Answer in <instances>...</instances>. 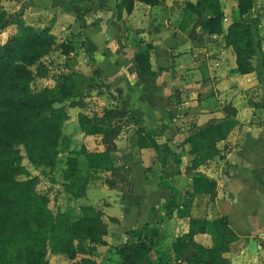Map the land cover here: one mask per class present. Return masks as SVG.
<instances>
[{
    "label": "crops",
    "instance_id": "0c3cea01",
    "mask_svg": "<svg viewBox=\"0 0 264 264\" xmlns=\"http://www.w3.org/2000/svg\"><path fill=\"white\" fill-rule=\"evenodd\" d=\"M81 1L28 0L26 20L50 14L54 5L78 14ZM119 1L84 0V10L92 9L86 21L87 49L116 98L114 105L142 119L161 148L131 152L127 143L124 151L128 134L122 131L114 142L117 165L106 163L89 175L84 203L101 209L108 224L107 244L96 245L94 258L112 264L115 246L127 240L126 232L146 224L158 227L160 235L154 246L158 254L142 264H156L166 251L185 258L191 253L188 236L214 245L212 222L225 217L237 235L226 253L231 264H264V0H254L246 15L261 47L253 60L255 70L246 74L238 70L236 54L225 42L229 25L241 18L238 0H220L224 32L213 36L204 33V17L185 19L187 2L197 0L137 1L132 13L116 18ZM148 43L156 76H143L136 61ZM216 123L226 132L217 144L220 154L206 159L205 152L190 153L184 144L188 137ZM98 135L84 133V140ZM102 145L90 141L87 149L103 152ZM112 169L126 171L127 181L119 182ZM108 180L118 186L110 187ZM172 193L175 206L168 215ZM117 229L122 233L115 238ZM170 258L165 255L160 262L187 264ZM49 264L72 261L52 254Z\"/></svg>",
    "mask_w": 264,
    "mask_h": 264
},
{
    "label": "trees",
    "instance_id": "16d2710c",
    "mask_svg": "<svg viewBox=\"0 0 264 264\" xmlns=\"http://www.w3.org/2000/svg\"><path fill=\"white\" fill-rule=\"evenodd\" d=\"M137 1L152 5L159 3L158 0H121L116 5V18H121L124 11L132 13ZM254 3V0H238L241 18L229 25L225 35L226 45L233 48L238 70L242 74L255 70L253 60L257 50L261 48L253 38V25L246 17ZM14 4V0H0V14ZM90 12L92 9L89 8L81 12L84 13V22L86 14ZM192 15L205 18L202 26L206 35H221L224 32L220 0L187 2L185 19ZM97 23L94 21L92 24ZM15 24V33L8 42L0 44V264H49L52 254L63 255L72 264H98L90 257L76 259L78 252L85 249L86 242L93 244L90 250L96 245L107 244L105 236L108 234V225L103 219L104 212L96 206L84 204L78 215L65 211L54 213L49 207V197L36 189L40 182L39 176L18 178L26 172L23 164L26 157L20 146L37 150L41 154L39 160L43 166L50 169L57 165L59 153L66 151L68 155L60 183L65 192L76 200L86 196L91 172L86 168L87 172L83 173L79 155L84 154V158L90 164L95 163L96 168L105 167L106 163L117 165V155L113 154L114 151L117 152L114 142L121 133L118 118L122 114L132 117V123L137 127L134 141L137 148L159 150L161 147L156 135L148 130L142 119L115 106L106 112L104 119L118 123L109 131L104 129L106 121L96 123L87 115H79L84 133H105V136L111 138L113 149L107 148L98 153H91L86 149L69 151L70 138L64 135L63 129L69 118L67 102L78 95L80 75L75 72L63 75L56 87H43L33 91L32 84L36 83L37 78L48 75L49 70L42 58L55 43L56 35L51 28L28 25L23 18L16 19ZM89 25L86 22L85 26ZM86 43L83 41V46L89 53ZM152 48L153 45L148 43L136 54L143 76L157 74L150 58ZM71 50L74 47L68 45L66 52ZM92 61L96 63L93 57ZM96 70L98 74L101 73L97 65ZM225 137L222 124H209L188 137L184 144L190 145V153L205 152L206 159H213L220 154L217 144ZM177 160L175 157V161ZM112 170L119 182L127 181L126 171ZM115 182L108 180L112 188L118 186ZM171 199L173 200L167 205L168 215L173 213L175 194H171ZM212 229L214 245L205 246L197 242L193 235H189L191 253L187 257L177 254L172 256L171 252L166 251L157 256L156 264H162L160 260L165 255L170 259L185 260L187 264H231L226 253L237 239L236 233L225 217L215 218ZM201 232H205V229ZM126 234L127 240L115 246L121 264H142L145 259L151 260L154 254H158L154 248L160 235L158 227L146 224L141 229L128 230Z\"/></svg>",
    "mask_w": 264,
    "mask_h": 264
},
{
    "label": "rangeland",
    "instance_id": "374dc122",
    "mask_svg": "<svg viewBox=\"0 0 264 264\" xmlns=\"http://www.w3.org/2000/svg\"><path fill=\"white\" fill-rule=\"evenodd\" d=\"M14 1L17 3L16 5L14 4L13 7H7V9L0 14V44L9 41L17 28L15 20L21 18H23L28 25L51 28L52 33L56 35L55 43L52 44L46 55L42 58L43 63L49 70L48 75L45 78L38 77L36 83L32 84V90H39L43 87L54 88L61 82L63 75L72 72L80 75L79 82H83L82 84H79L78 95L67 102L69 106V118L65 122L63 132L66 137L70 138L69 151L76 150L79 152L86 149L87 151H92L91 153H98V151L96 152L97 147L87 149L90 141H98V144H103L102 147L105 150L107 148L113 149V145L111 144L112 141H110L111 138L108 137V135L105 136V133L99 134L97 136L98 138H93V140L91 139L86 143L84 140V131L81 129L79 122L80 114L87 115L96 123H100L102 120L106 121L104 120L106 118V112L115 107L114 102L116 100L111 94L110 88L104 85V82L102 81V71L98 74L96 70L97 64L92 61L91 54L86 53L83 46V41L88 40V36L86 37L88 27L85 26L86 22H84V13H81L84 11V0L81 1L82 4L79 6L81 7V10L78 14L70 13L71 11L69 10L59 9L57 5H54L55 9H49L51 11L50 14L40 16V18L39 16H33L29 19V22L26 20L29 11L25 4L28 0ZM89 17L90 13H87L86 21ZM51 18L57 20L55 24H50ZM110 36L112 37L113 35L111 34ZM115 43L118 45L116 40ZM68 45L74 47V50L66 52ZM118 119L120 120L119 125L122 127L120 131H125L128 134L127 142L124 143L123 146L124 151L126 150L127 143H130L133 146L131 152L137 151V148L134 145L137 127L132 123L133 118H128L127 115L122 114ZM113 121L114 120H108L104 122V129H106V131L114 129L116 124H118ZM20 149L26 157L23 162L26 167V172L19 175L18 178L26 179L28 177L39 176L40 182L36 189L39 193L45 194L49 197V207L52 211L54 213L65 211L78 215L81 212V206L85 204L84 199H73L65 192L64 187L60 183L65 170V160L68 153L66 151L60 152L57 165L50 169L49 167L43 166L39 160L41 154L37 150L24 146H20ZM113 154L116 155V151H114ZM79 158L83 173L87 172L86 168H89L91 172L100 169L94 167L95 163L90 164L89 160L84 158V154L79 155ZM43 170L46 173H44ZM103 219L106 222V218L103 217ZM121 233L122 230L117 229V232L115 231L113 236L117 238ZM92 246L93 244L86 242L85 251L80 250L76 260H80L84 257L95 259L94 255H96L98 248L95 246L93 250H90ZM114 254L115 260L112 264H121L119 255L117 253Z\"/></svg>",
    "mask_w": 264,
    "mask_h": 264
},
{
    "label": "water",
    "instance_id": "95a60500",
    "mask_svg": "<svg viewBox=\"0 0 264 264\" xmlns=\"http://www.w3.org/2000/svg\"><path fill=\"white\" fill-rule=\"evenodd\" d=\"M209 40H211V39L209 38Z\"/></svg>",
    "mask_w": 264,
    "mask_h": 264
}]
</instances>
